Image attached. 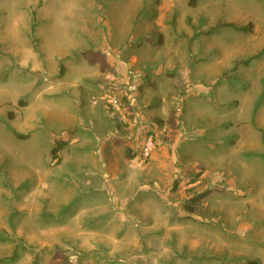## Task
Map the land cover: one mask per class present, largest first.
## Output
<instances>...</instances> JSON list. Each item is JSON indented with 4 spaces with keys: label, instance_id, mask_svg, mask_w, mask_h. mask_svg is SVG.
Segmentation results:
<instances>
[{
    "label": "rangeland",
    "instance_id": "1",
    "mask_svg": "<svg viewBox=\"0 0 264 264\" xmlns=\"http://www.w3.org/2000/svg\"><path fill=\"white\" fill-rule=\"evenodd\" d=\"M254 262L264 0H0V264Z\"/></svg>",
    "mask_w": 264,
    "mask_h": 264
},
{
    "label": "trees",
    "instance_id": "2",
    "mask_svg": "<svg viewBox=\"0 0 264 264\" xmlns=\"http://www.w3.org/2000/svg\"><path fill=\"white\" fill-rule=\"evenodd\" d=\"M196 0H193V3L195 2ZM229 27H231V26H229ZM232 27H234V26H232ZM241 31H247V28H243V29H240ZM20 138H25V137H23V136H20ZM63 147L64 146H58V148H55L54 149V151H53V157L54 158H56V157H59L58 156V153H60V151H62L63 150ZM132 155H131V153L129 154V157H131ZM132 158H133V156H132ZM208 196V193L207 192H203V193H198V194H196L195 196H193L191 199H190V203H191V205H188V210H190L191 212H195L196 211V209H195V207L197 206V205H199V203H201V201H203L206 197ZM250 264H255V262L254 263H250Z\"/></svg>",
    "mask_w": 264,
    "mask_h": 264
},
{
    "label": "built area",
    "instance_id": "3",
    "mask_svg": "<svg viewBox=\"0 0 264 264\" xmlns=\"http://www.w3.org/2000/svg\"><path fill=\"white\" fill-rule=\"evenodd\" d=\"M110 105H112L113 107L119 108L118 102L115 98H110ZM155 150V146L152 140H149L144 148V157L147 159L149 157H151V155L153 154Z\"/></svg>",
    "mask_w": 264,
    "mask_h": 264
},
{
    "label": "crops",
    "instance_id": "4",
    "mask_svg": "<svg viewBox=\"0 0 264 264\" xmlns=\"http://www.w3.org/2000/svg\"><path fill=\"white\" fill-rule=\"evenodd\" d=\"M133 156V158H135L136 156L135 155H132Z\"/></svg>",
    "mask_w": 264,
    "mask_h": 264
}]
</instances>
